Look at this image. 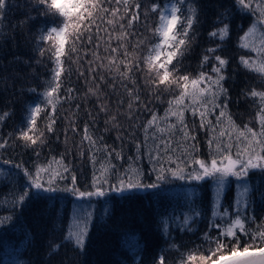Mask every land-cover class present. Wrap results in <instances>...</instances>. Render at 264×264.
Masks as SVG:
<instances>
[{
  "label": "trees",
  "instance_id": "16d2710c",
  "mask_svg": "<svg viewBox=\"0 0 264 264\" xmlns=\"http://www.w3.org/2000/svg\"><path fill=\"white\" fill-rule=\"evenodd\" d=\"M257 2L253 0V10ZM168 3H177L182 18L189 14L190 6L197 9L190 30L191 44L177 58L179 63L173 60L177 71L170 81L184 75L197 78L201 71L214 77L212 66L217 62L207 49L216 48L215 55L228 60L221 82L227 96H221L217 103L227 104L226 112L240 131L247 125L259 132V97L250 93L253 89L264 91V76L245 68L240 58L254 60L257 65L264 62L260 40L264 24L248 36L250 47H241L240 38L259 13L253 15L236 0H184L182 4L179 0H128L127 5L124 0L119 4L116 0H87L86 10L81 9L85 19L81 21L74 14L68 21L64 54L60 56V88L52 97L55 109L44 93L50 83L55 86L58 44L55 39L45 41L40 37L49 28L62 26L65 18L51 12L43 15V6L36 0H7L8 7L0 12V116L7 113L0 120V144H5L0 148V264H159L160 256L165 264H182V259L187 264L189 254L197 257L194 264H203L200 256L207 257L208 264L231 253L237 240L242 250L257 230H264V171L250 170L239 181L225 177L222 193L219 173L217 179L189 178L190 173L202 171L194 163L197 159L210 163L215 156L219 164L225 145H232L228 151L234 159L238 152L246 159L247 142L227 117L216 124L220 109L207 116L215 132L207 124L201 127L199 113L185 111L186 131L195 140H184L175 116L168 114L165 119L169 102L183 89L175 84H159V77L149 70L144 58L148 49L159 43L154 29L160 11L153 12L152 6L164 9ZM133 16L139 18L129 25ZM225 23L229 35L223 41L209 35ZM177 31L182 32V24L177 25ZM78 34H82L79 39ZM252 45L260 50L259 55ZM73 47L75 52L71 51ZM206 54L209 62L202 66ZM35 106L41 111L36 130L29 134L40 139L31 144L19 136L22 130H28L25 118ZM154 115L159 126L168 130L166 134L156 131L155 125L145 130ZM50 118L55 120L52 132L47 131ZM172 124H177L176 129H171ZM85 126L96 141L95 147L83 139ZM221 130L225 135L220 136ZM209 140H214L211 149ZM164 141L171 142L169 150L158 151L157 145L165 148ZM217 144L221 146L219 153ZM254 146L259 152V146ZM169 156L184 161L183 179L171 175L169 169L176 170L177 164L170 162ZM38 169L40 181L47 182L54 176L51 186L58 190L38 192L31 187ZM103 169H107L104 179L94 184V177L99 178ZM160 175L163 179H158ZM121 180L125 186L130 180H138L157 187L117 193L113 188H120ZM97 190L105 194L78 195ZM25 191L29 196L21 201ZM217 197L219 205L214 215ZM237 213L247 234L236 230L235 237L221 236ZM78 217L81 223L88 221L83 250L63 241ZM206 233L217 242L206 240ZM218 243L224 247L217 250ZM53 244L61 246L50 255ZM256 246L262 245L257 241Z\"/></svg>",
  "mask_w": 264,
  "mask_h": 264
},
{
  "label": "snow or ice",
  "instance_id": "6c2138e0",
  "mask_svg": "<svg viewBox=\"0 0 264 264\" xmlns=\"http://www.w3.org/2000/svg\"><path fill=\"white\" fill-rule=\"evenodd\" d=\"M116 2L119 4L120 0H116ZM128 0H124L125 5H127ZM184 0H179V3L182 4ZM86 3L87 0H36V4L39 6H43V15L47 16L51 12L52 15L58 14L59 17L65 18L64 23L62 26H54L47 30L46 35H41L42 40H51L55 39V41L58 44V47L56 48V65L57 67L53 70V81H55V86L52 87L51 83L49 85V90H47L44 95L47 98V103L52 105L53 109L56 107V101L52 99L53 94L56 93L60 88V77L61 72L63 71L62 68V61L60 60V56L64 54V47L67 40L68 35V28L69 23L68 21L71 20L73 15L75 14L79 20L83 21L85 19L83 13L81 12V9L86 10ZM236 3L238 6L242 7L243 9H247L250 12H253V15H255L256 12L259 13V17L253 21V24L249 27L248 31L240 38V46L243 48H249L250 45L247 42L248 36L252 33H255L258 30L259 24H264V0H258L255 10L252 8L253 0H236ZM95 6V5H93ZM8 7L7 0H0V12H3ZM136 7H139V5H136ZM160 11L159 16V23L154 29V33L159 37V43L153 44L148 49V55L144 58L145 62L149 66L150 71H154L155 74L159 77V84H175L176 87L183 89V91L180 93L179 96H177L174 100L169 102V109L166 113L167 115L170 114L172 116H175L177 118V122L180 126V131L184 134V140L187 141L189 139L195 140L194 136H191L187 129V125L184 124V113L186 110H191L193 115H196L199 113L201 117V127H205L206 124L211 128L213 132L216 131V127L212 125V122L210 120H207V116L210 114L212 110L220 109L219 115L216 117V124L219 125L222 123L223 119L227 117L229 124L232 125V127L239 132V136L244 138V140L247 142L245 153L247 154V158L245 159L241 153H237L236 158L234 159L231 155V153L228 151L232 147V145H225L224 146V152H223V158L220 160L219 164L217 162V159L215 156L211 159L210 163L203 161V160H195L194 163L199 164L200 169L202 171H196L189 174V178L193 180H204L206 178H213L217 179L216 174L219 173V180L218 183L220 184V193L223 192V180L225 177L233 176L238 181L243 179L244 177H247L249 175L250 170L260 169L261 171H264V91H256L255 89L252 90L250 95L252 97H259V103L260 108L258 112V122L260 124V130L259 132L254 131L252 128L248 127L247 125L244 126V130L240 131L238 128H236L234 122L231 120L230 115L226 112L227 104L220 105L217 103L219 98L221 96H227V90L223 87V84L221 83L225 76L223 75V69L228 63V60L225 58H222L219 55H215L217 49L216 48H210L207 49V53L214 56L215 61L217 63L213 64L212 66V73H215V76L209 75L205 73L204 71H201L199 73V76L197 78H190L188 75L180 76V77H174L170 81V76H173V73L177 71L176 65H173V60L177 59L178 57H182L184 55V52L188 49V47L191 44V38H190V30L192 29L193 24L196 21L197 18V9L195 6H190L188 9V15L186 17H181L180 8L177 6V3H172L171 5L167 6V11H165L163 8H159L158 5L154 4L152 6V11ZM107 11V9H105ZM115 15V13H113ZM139 17L133 16L132 20L129 21V25H131L133 20H137ZM183 20V23H182ZM109 23H112V21H108ZM55 23V22H53ZM182 24V32L177 31V25ZM90 31V29H89ZM261 31L260 40L262 45H264V30ZM78 34L77 38L79 39ZM211 37H219L221 41H223L228 35H229V25L224 24L223 27L218 28L212 32L209 33ZM91 40V37H89V41ZM143 43V41H141ZM253 51H256L259 55L260 50L256 49L254 45L251 46ZM71 51L75 52L76 48H72ZM113 52L117 51V49H112ZM41 54H44V50H41ZM206 54L202 59V66L207 64L209 62V55ZM241 64L249 69L250 71H255L260 73L262 76H264V62L260 63L259 65L256 64L254 60L246 59L245 57L240 58ZM177 63H179V60L177 59ZM172 66L169 68V66ZM127 67V65H126ZM129 70H131L129 68ZM183 81V83H181ZM203 84L204 87L201 88L200 85ZM71 91V90H69ZM93 91V90H90ZM93 94H95L93 92ZM129 94L131 95V91H129ZM138 99V97H137ZM185 100L188 101V103H185ZM175 106V110L173 108ZM132 105L129 104V108L131 109ZM202 109V110H201ZM105 110L106 109H102ZM41 111L39 106L31 107L29 109V114L26 116V120L28 123V130H22L20 132V139H23L26 142H31V144H35L37 140L40 139L39 136L34 137L33 135H30V132H34L36 130V118ZM4 116H7V113H4L3 116H0V120L4 118ZM112 120H115L116 117L113 116L111 118ZM55 123V120L50 118V122L47 127V131L52 132L54 129L52 125ZM153 125L156 126V131L166 134L168 132L167 129L161 128L158 124V118L154 115L152 120L148 122L147 125H145V130L147 131L148 128L152 127ZM171 129H176L177 124H172ZM43 133H41V136ZM225 135V132L223 130L220 131V136ZM230 135V134H229ZM83 139L88 140L93 147L96 146V141L92 139V137L88 134V128L85 126L84 129V136ZM155 134H153V140H155ZM43 142V141H41ZM6 143V142H5ZM165 148L160 149L159 145H157L158 151H164L167 152L169 150L170 141H164ZM214 143V140H209V147L211 149L212 145ZM254 145H258L260 148V151H256V147ZM5 144H0V148L4 147ZM193 149L195 148V145L192 146ZM105 151H107V146H105ZM172 151H175L174 149ZM216 151L219 153L221 151V146L217 144ZM112 153L109 152L108 155L110 156ZM119 153H116V157L119 158ZM155 159V157H152ZM189 158H191L189 154ZM168 160L172 163L177 164L176 170H171V175L177 178L183 179V172L184 168L182 167L184 161H176L173 160L171 156L168 157ZM7 163V162H5ZM67 171V169H64ZM107 171V169H103L101 172V176L99 178L94 177V184H97L100 182V180L104 179V172ZM39 172L40 170H37V179H33L31 181V187L36 189L38 192L44 191V192H53L58 189H54L51 185L54 183L55 177H50V179L47 182L48 187H44V183H42L39 179ZM30 175V174H29ZM57 176L59 173L56 174ZM158 179H163V176H158ZM73 182L75 183V177H73ZM104 182H107L106 180ZM121 187L120 188H113L114 191H128L132 189H139L141 187H151L155 188L157 187L156 184H149V185H143L138 180L136 182H132L131 180L127 183L125 186V182L121 180L120 182ZM245 192L247 191V186L244 185ZM75 190V189H72ZM105 193L101 190H97L96 192H79L78 195L83 197L85 195L92 196H103ZM29 196V192L25 191L21 196L20 200L24 201L26 197ZM239 203V201H237ZM219 205V199L217 197V200L213 206V214H216V207ZM224 215H227V211H225ZM187 220L188 218H185L184 224L187 226ZM219 227V226H217ZM236 230H239L241 233L247 234V230L245 229L244 221L241 219L239 213H237L235 219L231 221V223L224 228L220 235L221 236H227V237H235L236 236ZM88 234V221L85 219L82 223L80 222V218H77V223L74 226H69L66 234L63 237V241H67L68 243L73 244L76 248H79L83 250L85 246V240ZM205 239L211 242H217L212 241L209 237V235L205 234ZM251 243L246 245L242 250H239V240H237L236 246L233 247L231 254L229 256L220 257L218 262H215V264H264V230H257L252 236H251ZM257 241H259V244L262 246H256ZM61 246V244H53L50 246V252L49 254H54L58 250V248ZM175 247V245H173ZM223 243H218V249L223 248ZM197 257L193 254L187 255V264H194ZM200 261L203 262V264H206L207 257L200 256ZM159 264H165V260L163 256L159 257ZM182 264H184V261L182 259Z\"/></svg>",
  "mask_w": 264,
  "mask_h": 264
},
{
  "label": "water",
  "instance_id": "95a60500",
  "mask_svg": "<svg viewBox=\"0 0 264 264\" xmlns=\"http://www.w3.org/2000/svg\"><path fill=\"white\" fill-rule=\"evenodd\" d=\"M197 181V180H196ZM142 190V187L141 188H139V191H141ZM119 191H117V193H118ZM231 253H229V254H226V255H223V256H220V257H227V256H229ZM220 257H218L217 259H215V260H213V261H211V262H209L208 264H215V262H218L219 261V258Z\"/></svg>",
  "mask_w": 264,
  "mask_h": 264
},
{
  "label": "rangeland",
  "instance_id": "374dc122",
  "mask_svg": "<svg viewBox=\"0 0 264 264\" xmlns=\"http://www.w3.org/2000/svg\"><path fill=\"white\" fill-rule=\"evenodd\" d=\"M171 4H172V3H168V4L165 6L164 10L167 11V6H169V5H171Z\"/></svg>",
  "mask_w": 264,
  "mask_h": 264
}]
</instances>
